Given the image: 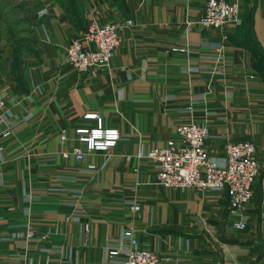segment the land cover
Returning <instances> with one entry per match:
<instances>
[{
  "label": "crops",
  "instance_id": "1",
  "mask_svg": "<svg viewBox=\"0 0 264 264\" xmlns=\"http://www.w3.org/2000/svg\"><path fill=\"white\" fill-rule=\"evenodd\" d=\"M205 1L76 0L79 23L60 0H21L28 13L15 34H30L33 50L22 56L20 87L0 22V264H122L108 250L127 244L129 223L159 264H264V72L255 54L264 57V0H227L238 2L239 24L186 30ZM92 18L132 24L106 67L79 71L65 62V47ZM218 67L222 80L211 70ZM88 112L118 129L113 146L84 149L75 129L95 125ZM187 120L207 127L217 163L229 141L255 144L259 171L243 209L230 211L224 192L164 187L151 162L125 159L176 136Z\"/></svg>",
  "mask_w": 264,
  "mask_h": 264
},
{
  "label": "built area",
  "instance_id": "2",
  "mask_svg": "<svg viewBox=\"0 0 264 264\" xmlns=\"http://www.w3.org/2000/svg\"><path fill=\"white\" fill-rule=\"evenodd\" d=\"M227 22L241 23L238 2L206 0L196 20L186 23V30H190L193 23L219 28ZM131 24L130 18L104 22L92 18L87 27L77 31L66 45L65 62L79 71L106 67L121 40V29ZM217 59H222L221 52L217 54ZM211 70L219 76V80L223 79L222 67ZM3 107L4 99L0 95V110ZM85 116L96 119L94 126L75 129L77 139L84 144L85 150L108 149L116 143L119 138L117 128L103 127L101 117L94 112H88ZM175 132L176 136L167 138L159 146L139 148L133 154L124 153L125 159L134 156L138 160L151 162L155 166L156 182L164 187H191L201 191L224 192L230 211L243 209L253 196V182L259 171L255 144L251 140L229 141L225 146V161L217 163L211 155V149L205 145L208 131L204 124L194 120L183 121L176 125ZM61 138L65 139L64 133ZM84 149L80 145L73 147L76 158L83 156ZM1 161L0 157V163ZM92 167L93 164H88V168ZM137 169L135 166L134 170ZM130 208L137 210L139 205L135 203ZM234 224L239 229L245 227L242 220ZM123 235L127 238V244L110 248L109 255L122 254V264H159L162 257L156 251L139 246L133 223L125 226Z\"/></svg>",
  "mask_w": 264,
  "mask_h": 264
},
{
  "label": "trees",
  "instance_id": "3",
  "mask_svg": "<svg viewBox=\"0 0 264 264\" xmlns=\"http://www.w3.org/2000/svg\"><path fill=\"white\" fill-rule=\"evenodd\" d=\"M60 1L63 5L67 4L68 11L71 14H74L75 20L80 23L81 18L78 14L79 10H80L79 3L76 2V0H60ZM117 1H119V0H117ZM30 16L31 15L24 17L25 18L24 21H26V23L31 20ZM0 20H2L1 16H0ZM19 20H20L19 18H15L14 23H17ZM2 23H4V22L2 21ZM4 25L7 26V30L9 31V34H10L9 40L11 41V45H12L11 54H10V57H11V66H10L11 75L17 81V86L20 87V85L22 84L21 71H22L23 64H24V60L22 59V56L33 50L32 48H30L31 42L33 41V38L30 34L17 35V34H15L16 27H15V29H13L12 25H9L6 22L4 23ZM244 25H245L244 30H245L246 35L248 36V38H251L250 33L252 31V20H251L250 16L245 20ZM86 27H87V25H86ZM86 27H84V29ZM24 29H26L27 33L28 32L30 33L29 27H26ZM16 31H19V30H16ZM255 54L259 58L256 66H258L259 69L264 72V57L258 51H255Z\"/></svg>",
  "mask_w": 264,
  "mask_h": 264
},
{
  "label": "rangeland",
  "instance_id": "4",
  "mask_svg": "<svg viewBox=\"0 0 264 264\" xmlns=\"http://www.w3.org/2000/svg\"><path fill=\"white\" fill-rule=\"evenodd\" d=\"M21 0H0V16L2 17V21L5 23H8L9 25H12V28L15 29V27L19 26V23L21 24L22 22L19 23H14L15 18L18 16H22L23 14L28 13V9L24 10L19 6V2ZM25 26V24H24ZM27 26H25L26 28ZM27 33V32H24ZM20 34V32H18ZM0 43H4L5 40L7 41V38L5 34L3 33L1 36ZM6 38V39H5Z\"/></svg>",
  "mask_w": 264,
  "mask_h": 264
}]
</instances>
